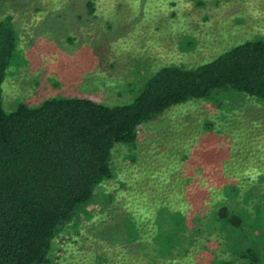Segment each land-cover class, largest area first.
I'll return each mask as SVG.
<instances>
[{
	"label": "trees",
	"instance_id": "trees-1",
	"mask_svg": "<svg viewBox=\"0 0 264 264\" xmlns=\"http://www.w3.org/2000/svg\"><path fill=\"white\" fill-rule=\"evenodd\" d=\"M16 45L12 17L0 18V264L48 263L53 240L66 229L78 231V209L85 210L97 188L114 178V148L133 144L141 125L219 91L264 102V38L259 37L194 67L163 66L122 104L50 96L38 105L19 102L6 111L1 85ZM201 124L206 132L197 142L173 151L179 155L175 164L184 161L176 170L180 174L156 175L151 189L137 185L133 193L126 180L131 178V186L141 183L146 171L139 178L130 174L125 187L102 202L97 212H104L106 220L90 227L97 228L91 238L103 251L104 264H207L209 245L202 243L207 235L223 236L239 264L260 261L263 137H256L259 130L250 132L237 139L230 157L219 152L209 157L197 145L214 134L215 125L206 117ZM85 217H92L89 210Z\"/></svg>",
	"mask_w": 264,
	"mask_h": 264
},
{
	"label": "rangeland",
	"instance_id": "rangeland-1",
	"mask_svg": "<svg viewBox=\"0 0 264 264\" xmlns=\"http://www.w3.org/2000/svg\"><path fill=\"white\" fill-rule=\"evenodd\" d=\"M7 15L17 45L1 85L6 111L50 96L122 104L163 66L194 67L243 41L264 38V0H0V18ZM205 117L215 126L214 134L198 142L203 155L230 157L237 139L257 130L264 140V102L245 93L219 91L168 109L141 125L133 144L114 148V178L97 188L85 210L78 209V231L66 229L53 240L46 264H104V253L91 238L97 228L90 227L106 220L97 212L102 202L124 188L130 174L139 178L146 171L145 180L137 178L141 183L131 186V178L126 180L133 193L137 185L151 189L156 175L178 173L184 161L175 164L179 155L173 151L197 142L206 132ZM88 210L92 217H85ZM222 237L202 239L209 245L207 264L214 256L213 264H239ZM260 256L255 264H264V252Z\"/></svg>",
	"mask_w": 264,
	"mask_h": 264
}]
</instances>
